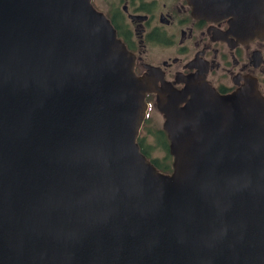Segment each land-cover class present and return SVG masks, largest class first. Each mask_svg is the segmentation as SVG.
<instances>
[{"label": "water", "instance_id": "water-1", "mask_svg": "<svg viewBox=\"0 0 264 264\" xmlns=\"http://www.w3.org/2000/svg\"><path fill=\"white\" fill-rule=\"evenodd\" d=\"M264 40V0H185ZM89 0H0V264H264V99L142 77ZM146 94L170 172L139 152Z\"/></svg>", "mask_w": 264, "mask_h": 264}, {"label": "flooded vegetation", "instance_id": "flooded-vegetation-1", "mask_svg": "<svg viewBox=\"0 0 264 264\" xmlns=\"http://www.w3.org/2000/svg\"><path fill=\"white\" fill-rule=\"evenodd\" d=\"M89 1L134 57L131 68L136 78L147 73V66L156 67L158 75L152 84L158 87L162 79L180 90L183 78H193L222 96L237 90L244 79L254 78L264 99V40L236 43L226 19L196 17L185 0ZM154 98L146 94L147 111L155 109Z\"/></svg>", "mask_w": 264, "mask_h": 264}, {"label": "rangeland", "instance_id": "rangeland-1", "mask_svg": "<svg viewBox=\"0 0 264 264\" xmlns=\"http://www.w3.org/2000/svg\"><path fill=\"white\" fill-rule=\"evenodd\" d=\"M147 116L148 118L143 123L139 136H141L145 144L148 145L151 159H155L159 162L162 158H165L166 152L160 149L150 134L161 129L162 118L161 115L156 112L154 107L150 111H147ZM167 162L170 163L171 159L167 160Z\"/></svg>", "mask_w": 264, "mask_h": 264}, {"label": "trees", "instance_id": "trees-1", "mask_svg": "<svg viewBox=\"0 0 264 264\" xmlns=\"http://www.w3.org/2000/svg\"><path fill=\"white\" fill-rule=\"evenodd\" d=\"M153 139L155 140V143L160 147V149H162L163 151L166 152V156L165 158H162L159 162L155 159H151L150 156V150L147 144H145L144 140L141 138V136L137 137V144H138V148H139V152H141L144 157L146 158V160L148 159V161L154 165V167L160 172H165L168 173L170 172V163L167 162V160H169V156L167 153V139H165L163 132L161 131V129H158L157 131L153 132L152 134H150Z\"/></svg>", "mask_w": 264, "mask_h": 264}]
</instances>
